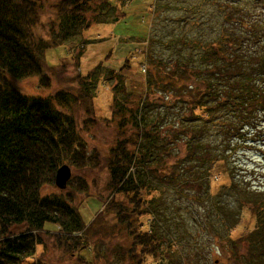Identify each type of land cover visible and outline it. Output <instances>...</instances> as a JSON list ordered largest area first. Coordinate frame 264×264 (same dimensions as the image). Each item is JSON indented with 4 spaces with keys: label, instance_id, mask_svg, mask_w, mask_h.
<instances>
[{
    "label": "trees",
    "instance_id": "trees-1",
    "mask_svg": "<svg viewBox=\"0 0 264 264\" xmlns=\"http://www.w3.org/2000/svg\"><path fill=\"white\" fill-rule=\"evenodd\" d=\"M90 1L111 9L108 0H57L51 6V35L44 41L34 34L43 0H0V264H49L29 261L38 233L51 235L79 264H91L80 253L103 225L122 239L116 249L124 243L125 264H168L167 238L151 230L158 187L201 190L210 166L232 159L245 146L246 131L264 119V0H252L261 6L257 13L239 1L223 0L217 4L223 11L218 41L180 39L190 56L169 66L150 56L144 95L128 116L113 99L115 144L103 163L111 195L99 198L102 209L91 221L84 222L76 193L42 195L43 187L55 186L61 165L98 168V153L82 142L73 118L55 109L57 100L23 96L12 81L39 78L44 89L49 87L44 52L59 46V38L68 40L75 24L85 20ZM94 13L93 21L101 14ZM193 53L199 54V65ZM124 69L130 70L128 62ZM126 76L108 71L107 78L119 82L114 91L133 95L121 83ZM78 79L82 86L89 83L86 77ZM173 109L170 124L166 117ZM206 129L216 130L218 143L203 137ZM233 169L229 183L240 192L255 225L236 240L230 238L233 226L228 240L217 244L230 243L228 264H264V182L239 181ZM221 205L217 208L223 211ZM47 224L52 228L46 229Z\"/></svg>",
    "mask_w": 264,
    "mask_h": 264
},
{
    "label": "rangeland",
    "instance_id": "rangeland-1",
    "mask_svg": "<svg viewBox=\"0 0 264 264\" xmlns=\"http://www.w3.org/2000/svg\"><path fill=\"white\" fill-rule=\"evenodd\" d=\"M56 1L43 0L41 24L34 29L36 38L45 41L51 35L48 31L55 19L51 6ZM108 1L110 10L90 1L83 15L85 20L75 24L68 40L60 42L59 38V46L45 50V64L49 68L44 73L50 78L48 88L44 89L40 85L39 78L12 81L14 88L23 96L57 100L55 109L72 117L82 142L92 150H97L101 166L96 168L90 164L82 169L70 167L71 179L65 190H59L56 186H45L41 190L42 195L63 196L66 192L79 195L80 213L84 222L91 221L102 209L103 204L99 198L105 200L111 195V189L107 186L108 173L103 163L109 149L115 144L118 120L112 117L113 99L119 101V109L128 116L127 112L134 109L144 95V76L150 67V56L168 66L172 60L189 58L190 50L178 41L182 38L197 40L201 44L218 41L223 17V11L217 7L223 0ZM236 1L249 7L252 13L259 12L261 7L256 6L252 0ZM96 10L101 14L93 21L91 19ZM192 55L196 56L195 64L199 65V54ZM126 62L130 67L128 72L124 69ZM108 71L122 75L126 73L127 79L121 83L125 85V91L133 92V95L114 91L120 85L116 79L107 78ZM90 74L91 77L87 76ZM79 76L86 77V83H89L82 86ZM174 114L173 109L166 117L170 124L173 123ZM260 121L257 129L246 131L245 146L232 159L210 166L207 175H203L206 180H200L201 190L158 187V210L153 212L155 226L151 225V230L154 228L158 234L162 233L167 238L164 247L171 256L168 264H228L230 243L224 241L226 244L220 248L217 241L228 240L227 234L233 226L234 231L230 233L232 240L239 238L241 232L254 229L255 221L241 199L240 192L231 187L229 174L234 168L239 181L248 177L246 180L250 185L264 182V119ZM215 131L206 129L203 134L213 145L219 142L215 138ZM88 153L94 155L93 151ZM236 163L239 164L236 166ZM82 184H86V187L79 189ZM87 195L90 197L87 198ZM90 198L95 200V209L89 204ZM219 204L223 205L225 212L217 208ZM45 228L51 229L52 226L47 224ZM18 230L22 231L23 228ZM119 239L122 242L107 225H103L96 235L91 236L88 247L80 255L84 260L91 261V264H125L122 260L124 243L116 249ZM35 240L36 251L30 262L79 264L75 257L69 256L57 245L51 235L38 233Z\"/></svg>",
    "mask_w": 264,
    "mask_h": 264
},
{
    "label": "water",
    "instance_id": "water-1",
    "mask_svg": "<svg viewBox=\"0 0 264 264\" xmlns=\"http://www.w3.org/2000/svg\"><path fill=\"white\" fill-rule=\"evenodd\" d=\"M70 179L71 168L68 165L63 164L56 171L54 184L59 190H65Z\"/></svg>",
    "mask_w": 264,
    "mask_h": 264
},
{
    "label": "bare ground",
    "instance_id": "bare-ground-1",
    "mask_svg": "<svg viewBox=\"0 0 264 264\" xmlns=\"http://www.w3.org/2000/svg\"><path fill=\"white\" fill-rule=\"evenodd\" d=\"M89 204L91 206L92 209H95L96 208V203L94 201H89Z\"/></svg>",
    "mask_w": 264,
    "mask_h": 264
}]
</instances>
